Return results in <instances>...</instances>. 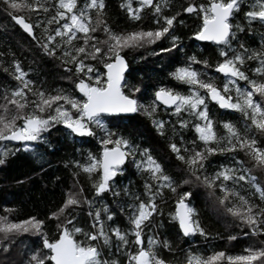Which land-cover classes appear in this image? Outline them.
<instances>
[{
    "label": "snow or ice",
    "instance_id": "6c2138e0",
    "mask_svg": "<svg viewBox=\"0 0 264 264\" xmlns=\"http://www.w3.org/2000/svg\"><path fill=\"white\" fill-rule=\"evenodd\" d=\"M0 3L5 6L11 19L33 40H36L33 26L20 13L24 10L35 12L37 16L41 11L45 13V17L37 19L35 24L42 30V40H37L38 48L44 55L59 59L69 73H72L73 68L75 70L68 77L73 81L74 88L71 91L55 90L53 94L43 88H35L20 61L12 59L3 70L18 83L11 90H5L2 96L0 141L20 142L28 150L30 142L47 143L44 134L59 124L64 126L70 136L93 137L99 145L98 153L88 152L84 163L74 161L78 171L73 172L77 183L79 173L87 175L93 195L99 203L84 197L83 189L69 192L64 202L47 218L56 222V232L52 238L44 230L45 220L30 216L12 221L7 216H0V234L6 241L0 247L5 252L9 250L7 241L21 233H33L39 237L42 247H37L30 254L27 264H120L117 259L101 260L102 249L110 250L113 239L116 252L126 254V264H169L159 255L158 249L163 247L173 251L170 242L149 235L148 244L144 246L143 229L145 222L150 221L157 212L155 201L157 197L162 198L163 189L167 188L176 194L180 184L189 182L200 183L213 194L214 189L219 188L220 195L216 197L215 203L226 215L247 227L245 235L251 233L255 237L264 234V185L258 183V176L251 174L252 168L264 172V147L256 139L257 135L264 136V102L254 99L259 96L264 100V36L261 37L259 48L246 47L243 41L238 46L233 43L238 40V34L244 31L242 24L233 25L230 22L234 14L240 11L241 0H203L201 3L192 0L171 15L165 14L172 11L171 0H123L120 7L126 10L129 19L140 21V13L145 8H150L155 17L153 23L157 25L156 28H141L131 32H115L109 27L104 19V0H84L82 5L78 0H0ZM182 13L195 15L200 21L192 35L196 40L215 44L217 61L213 65L207 57L200 58L195 54L188 56L184 65L177 66L168 74L172 79L187 85V93L158 87L153 93L154 99L142 104L137 96L139 84H132L126 79L128 65L122 50L150 45L165 37L170 39V48L160 51L178 48L183 52L181 38L173 34L175 22ZM243 17L250 33L253 22L264 25V0H252L251 8L244 11ZM179 23L183 24L184 21L179 20ZM52 24L56 25L54 29L50 28ZM97 32H102L103 38L95 35ZM74 40H82V43L74 45ZM4 56L6 53L0 52V57ZM248 61L257 64L251 69L256 78H250L243 70ZM192 64L214 67L225 78L222 88L216 85L213 77L202 78L207 74L193 69ZM238 81H245L248 87L241 88ZM201 90L204 94H201ZM233 91L235 96L232 95ZM75 93H79V96ZM29 94L31 100L28 99ZM208 99L221 109L240 112L244 117V127L241 129L231 121H222L220 123L225 131L219 135L216 122L210 116L206 102ZM161 106H164L165 111L171 109V115L176 117L181 129L191 125L196 133L191 148H182L183 138L180 145L175 142L168 144L171 153L186 166L188 173V179L179 183L164 171L163 165L151 154V149L141 148L130 136L114 130L111 123L140 112L156 133L164 136L171 120L165 121L156 115ZM185 113L192 120L183 118ZM172 131L176 133L175 126ZM197 141L200 145H197ZM237 150L245 153L252 168H244V162L234 158L231 167L222 164L216 172L204 174L208 156L234 153ZM11 151L7 147H0V164L4 163ZM128 159L135 162L139 171L148 174L144 183L147 200L130 192L127 185L124 186L123 195L132 202L128 204L125 214L129 227L121 230L112 224L115 212L104 203L102 194L119 198L120 192L113 178L122 172L121 166ZM242 181L255 189L253 199L241 195L225 183L239 185ZM255 193L259 194L260 203L254 202ZM190 195L188 191L180 193L169 216L178 224L184 236L197 232L206 236L205 229L194 218L195 209L186 203ZM83 205L88 207V229L78 226L77 216L72 215ZM120 211L125 210L121 207ZM77 235L82 239L78 240ZM235 238L228 237L229 240ZM130 239L135 251L129 250ZM225 260L227 264H264V241H260L259 247L246 248L245 254L240 255L214 251L203 257L189 253L183 264H224Z\"/></svg>",
    "mask_w": 264,
    "mask_h": 264
},
{
    "label": "trees",
    "instance_id": "16d2710c",
    "mask_svg": "<svg viewBox=\"0 0 264 264\" xmlns=\"http://www.w3.org/2000/svg\"><path fill=\"white\" fill-rule=\"evenodd\" d=\"M122 2L123 0H104V19L113 31L131 32L141 28L148 30L157 27L153 23L155 17L150 8L142 10L140 21H134L129 19L126 10L121 9L120 4ZM187 2H192V0H171L172 11L165 14H174ZM195 2L201 3L203 0H195ZM78 3L82 5L84 0H78ZM251 3L252 0H241L240 11L235 13L230 21L233 25L240 23L244 26L243 33H239L238 40L233 41V43L238 46L239 42L243 41L246 47L259 48L261 37L264 36V25L253 22L250 26V33L249 25L243 17L244 11L251 8ZM20 14L26 22H31L36 40L29 37L11 19L5 11V6L0 3V52L6 53V56L0 57V104L4 103L2 96L5 90H11L18 83L8 72L3 70L12 59L20 61L22 69L27 73V78L34 82L35 88H43L53 92V94H55V90L59 89L71 91L74 88V83L68 77L74 74V68L72 73H69L61 65L59 59L44 55L37 46V40H42V30L35 27V24L37 19L45 17V13L41 11L37 16L35 12L24 10ZM92 15L95 17V12ZM179 20H183L184 23H179ZM199 24L200 21L195 15L186 13H182L178 21L175 22L173 34L181 38L183 52L179 51L178 48L168 52L160 51V49L170 48V39L165 37L150 45L122 50V55L128 65L126 79L132 84H139L140 90L137 96L140 103L148 104L154 99L153 93L158 87L172 88L186 94L188 86L172 79L168 74L177 66L184 65L188 56L195 54L200 58L207 57L213 65L215 64L217 61L215 44L199 43L192 35ZM55 26L52 24L50 28L54 29ZM95 35L103 38L102 32H97ZM73 43L79 45L82 40H74ZM57 54L59 55V50ZM87 62L95 63L94 61ZM256 66L255 61H248L243 70L250 78H256L251 72V69ZM192 68L206 73L207 75L202 77L204 79H207L208 76L213 77L216 85L222 88L225 78L216 72L214 67L205 68L201 64H192ZM238 84L241 88L248 87L245 81H238ZM75 94L79 96V93ZM201 94H204L203 90H201ZM232 95L235 96L234 91ZM28 99H32L31 94L28 95ZM254 99L264 102L259 96L254 97ZM206 102L210 116L216 122V131L219 135H223L225 131L220 123L222 121H231L241 129L244 127V117L240 112L221 109L210 99ZM156 115L165 121L171 120L166 126L164 136L158 135L148 119L140 112L111 123L114 130L130 136L132 141L139 144L141 148L151 149V154L163 165L164 171L179 183L183 179H188V173L186 166L171 153L168 144L175 142L180 145L183 138L182 148H191V141L195 139L196 133L191 125L181 129L176 123V117L171 115L170 108L165 111V108L161 106ZM183 118L192 120V117L186 113L183 114ZM174 126L176 128L175 134L172 131ZM44 137L47 143L43 141L30 142L28 150H25L20 142L0 141V147H7L12 150L11 154L5 158L4 163L0 164V216H7L12 221L24 220L30 216L45 220L44 230L48 233L49 238H52L56 232V222L47 218L64 202L69 192L83 189L82 195L84 197L97 200L93 195L91 181L87 175L79 173V182L77 183V177L73 176V172L78 171L74 167V161L84 163L88 152L98 153L99 145L93 137L70 136L68 131L59 124L49 129ZM256 139L258 144L264 147V136L257 135ZM197 145H200L199 141H197ZM234 158L243 161L244 168H252V164L245 153L237 150L234 153H216L208 156L205 160L204 174L210 175L216 172L222 164L231 167ZM121 167L122 172L113 178L117 190L120 192L119 198L114 199L113 195L107 193L102 194V198L104 203L108 204L115 212L112 224L119 226L121 230H127L129 224L125 214L128 211V204L132 201L123 195L124 186L127 185L130 192H134L146 201L144 183L148 174L139 171L131 159L126 160ZM251 174L258 176V183L264 185V172L252 168ZM225 183L228 184V187L235 188L241 195L253 199L255 189L250 184L243 181L239 185L232 182ZM185 191L191 193L186 199V203L195 209L194 218L199 220L207 233L206 236H201L198 232L188 237L182 236L178 224L172 221L169 216V211L174 210L175 201L179 194ZM219 195V188L214 189L213 194L204 185L197 182L180 184L176 194L167 188L163 189L162 198L157 197L155 201L157 212L150 218V221L145 222L146 226L142 234L144 246L148 244L149 235L158 236L161 241L167 239L173 251L160 247L158 253L169 264H183L189 253L203 257L211 255L214 251H223L227 255H240L245 254L246 248L259 247L260 241H264V234H258L255 237L251 233L245 235L248 232L247 227L226 215L215 203V199ZM254 202L260 203L258 193H255ZM97 203H99L98 200ZM121 207L124 208V212L120 211ZM87 213V205H83L82 209H76L72 212V215L77 216L78 226L85 229L90 226ZM229 236L236 238L229 240ZM76 238L82 239L79 235ZM5 242L3 234H0V245ZM7 242L9 244L7 252L0 247V264H27L30 254L37 247H42L39 237L33 233L18 234ZM129 250L135 251V247L131 246V239ZM102 252L101 260L117 259L120 264H126V254L116 252L115 239H113L111 249L103 248ZM224 264H227L226 260Z\"/></svg>",
    "mask_w": 264,
    "mask_h": 264
},
{
    "label": "water",
    "instance_id": "95a60500",
    "mask_svg": "<svg viewBox=\"0 0 264 264\" xmlns=\"http://www.w3.org/2000/svg\"><path fill=\"white\" fill-rule=\"evenodd\" d=\"M19 26V25H18ZM20 27V26H19ZM23 30V29H22ZM197 42H199V43H213V42H211V41H199V40H196ZM127 63V62H126ZM127 71V70H126ZM163 108H164V106H162ZM132 115H134V114H129V115H126V116H124V117H130V116H132ZM62 127H64L63 125H62ZM179 228V227H178ZM180 231V230H179ZM181 233V232H180ZM182 234V233H181ZM182 236H184L183 234H182ZM190 236V235H189ZM184 237H188V236H184Z\"/></svg>",
    "mask_w": 264,
    "mask_h": 264
}]
</instances>
